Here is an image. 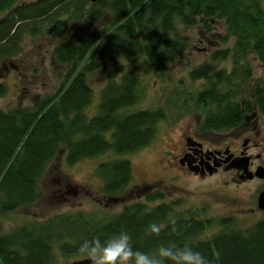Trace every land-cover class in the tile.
<instances>
[{
    "label": "trees",
    "instance_id": "obj_1",
    "mask_svg": "<svg viewBox=\"0 0 264 264\" xmlns=\"http://www.w3.org/2000/svg\"><path fill=\"white\" fill-rule=\"evenodd\" d=\"M78 22L86 26L82 37L59 40L51 49V64L63 71L57 90L34 104L0 109V217L39 200L38 181L60 154L67 166L107 151L132 154L151 143L169 112L175 119L200 113L196 128L203 138L239 131L249 115H264L263 81L253 79L249 59L264 65V0H0V62L20 53L25 35L58 38ZM191 28L204 38L218 36L223 45L188 71L202 88H179L163 106L124 112L138 100L143 74L169 71L185 47L182 32ZM227 60L228 70L212 67ZM108 65L114 67L99 91L97 113L89 117L88 75ZM6 90L0 82V97ZM95 176L104 205H121L119 211L103 216L77 210L29 218L10 230L0 226V264H54L57 254L90 264L78 252L79 242L120 230L142 251L174 241L190 243L211 264H264V216L242 227L233 217H203L204 209L175 211L180 202L164 201L159 189L144 193L135 185L126 191L133 175L125 157L99 163ZM130 195L143 201H121ZM150 223L165 225L159 236L145 235Z\"/></svg>",
    "mask_w": 264,
    "mask_h": 264
},
{
    "label": "rangeland",
    "instance_id": "obj_2",
    "mask_svg": "<svg viewBox=\"0 0 264 264\" xmlns=\"http://www.w3.org/2000/svg\"><path fill=\"white\" fill-rule=\"evenodd\" d=\"M85 28L82 22L74 23L66 36L58 38L52 35H25L19 43L20 53L10 61L0 62V82L7 89L6 94L0 97V109L7 111L18 105H31L53 94L63 71L51 64V49L59 40L82 37ZM197 31V28H191L182 32L185 47L170 63L169 71L163 77L154 73L141 76L138 100L125 108L124 112L163 106L165 100L179 88L191 93L202 88V81L189 80L188 71L208 60L211 50L223 45L216 43L218 36L204 38ZM231 45L232 39H229L227 46ZM249 59L253 67V79L262 80L264 86V65L256 59ZM113 67L108 65L106 69L88 75V83L93 90L92 100L85 110L89 117L97 113L99 91L106 82L107 71ZM212 67L228 70L230 62H214ZM174 115L169 112L165 120L159 121L151 143L132 154L125 156L107 151L82 159L72 166H67L64 155L60 154L38 181L41 190L39 200L30 208L1 216V228L10 230L29 218L45 219L56 213L81 210L104 216L119 211L121 205L111 207L110 201L104 205L107 199L100 194L101 181L95 176V169L101 162L124 157L130 161L133 175L126 191L135 185L144 188V193L159 189L165 194L164 201L180 202L175 211L204 209L205 213L201 214L203 217H233L242 227L250 226L262 218L264 212L257 208L256 198L264 189V178L238 179L227 171L197 176L193 174L194 171L183 170L177 165L175 158L181 149V137L186 132L194 133L201 114H185L179 119H175ZM256 122L261 131L258 136L251 134L253 146L249 152L255 164L264 166V115L257 113ZM244 137L243 131L230 130L208 135L205 141L210 143L209 148L228 144L237 149ZM134 199L143 201V196L135 198L130 195L127 200L121 201L126 203ZM76 260L79 259L75 256L65 258L57 254L54 264H72ZM87 263H90L88 259Z\"/></svg>",
    "mask_w": 264,
    "mask_h": 264
},
{
    "label": "clouds",
    "instance_id": "obj_3",
    "mask_svg": "<svg viewBox=\"0 0 264 264\" xmlns=\"http://www.w3.org/2000/svg\"><path fill=\"white\" fill-rule=\"evenodd\" d=\"M170 231H175L176 220L168 221ZM164 224L150 223L144 229L145 235L159 236ZM78 252L90 264H211L200 251L190 243L178 245L174 241L160 244L154 251L135 249L132 237L126 230H120L101 239L99 235L79 242Z\"/></svg>",
    "mask_w": 264,
    "mask_h": 264
},
{
    "label": "flooded vegetation",
    "instance_id": "obj_4",
    "mask_svg": "<svg viewBox=\"0 0 264 264\" xmlns=\"http://www.w3.org/2000/svg\"><path fill=\"white\" fill-rule=\"evenodd\" d=\"M256 116L257 113H254L253 115H249V117L245 119V123L241 127V130H239L243 131L245 137L242 139V143H240V147L237 149H233L228 144H224L223 147L214 146L209 148L208 145H210V143L206 142L205 138H203L201 134L197 133V128H195L194 133L192 134L186 132L181 137V149L175 158L177 159V165L181 169L189 171L187 164L185 163L184 165H182L179 160L183 156L191 154V157L194 159L192 166L197 167V172H193V174L197 176H205V174L208 173V169H212L214 173H217L219 171H227L232 174V177H236L238 179H246L243 176V163L244 165H247V170L253 173L258 169L260 165L263 166V164H255V162L252 161L253 157L249 152V149L251 148V146H253L251 134L258 136L261 131L259 123L256 122ZM211 134L214 135L216 133H210L209 135ZM187 139H190L189 144L187 143ZM211 165H215L214 168H210ZM255 179L258 178L253 176L252 178L247 180Z\"/></svg>",
    "mask_w": 264,
    "mask_h": 264
},
{
    "label": "water",
    "instance_id": "obj_5",
    "mask_svg": "<svg viewBox=\"0 0 264 264\" xmlns=\"http://www.w3.org/2000/svg\"><path fill=\"white\" fill-rule=\"evenodd\" d=\"M190 139H187V143L189 144ZM191 154H187L185 156H183L179 161L182 165H184L185 163L188 166V169L190 171H194L197 172V167L196 166H192L194 159L191 157ZM228 160V158H227ZM215 165H211L210 168H214ZM243 170H244V177L246 179H250L253 176H255L258 179H263L264 178V167L262 165H260L258 167L257 170H255V172H249L247 170V165H244V163L242 164ZM213 172L212 169H208V173L211 174ZM256 206L259 210L264 211V189L257 195L256 198Z\"/></svg>",
    "mask_w": 264,
    "mask_h": 264
}]
</instances>
